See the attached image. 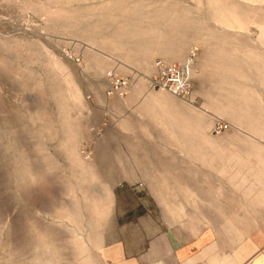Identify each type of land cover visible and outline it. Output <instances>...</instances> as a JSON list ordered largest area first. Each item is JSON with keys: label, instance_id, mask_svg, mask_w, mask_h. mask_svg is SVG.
I'll use <instances>...</instances> for the list:
<instances>
[{"label": "rangeland", "instance_id": "374dc122", "mask_svg": "<svg viewBox=\"0 0 264 264\" xmlns=\"http://www.w3.org/2000/svg\"><path fill=\"white\" fill-rule=\"evenodd\" d=\"M193 52L191 98L108 94L111 68L147 86ZM260 171L264 0H0V264H111L181 215L264 220Z\"/></svg>", "mask_w": 264, "mask_h": 264}, {"label": "crops", "instance_id": "0c3cea01", "mask_svg": "<svg viewBox=\"0 0 264 264\" xmlns=\"http://www.w3.org/2000/svg\"><path fill=\"white\" fill-rule=\"evenodd\" d=\"M113 72L131 77L115 68L107 71V77ZM133 82L130 88H150L149 83L145 86L143 82L133 87ZM260 211L261 208L255 207L248 213L233 214L236 218L232 231L223 227L225 218L201 214L176 216L167 226L145 232L137 245L130 246L127 240L110 246V263L264 264V220Z\"/></svg>", "mask_w": 264, "mask_h": 264}, {"label": "built area", "instance_id": "2783aa9c", "mask_svg": "<svg viewBox=\"0 0 264 264\" xmlns=\"http://www.w3.org/2000/svg\"><path fill=\"white\" fill-rule=\"evenodd\" d=\"M193 52L185 64L158 62V71L149 82L150 88H161L183 97H192V82L190 80V67L193 63ZM80 61V58H77ZM108 94L125 95L132 85L131 79L118 73H111Z\"/></svg>", "mask_w": 264, "mask_h": 264}, {"label": "bare ground", "instance_id": "6f19581e", "mask_svg": "<svg viewBox=\"0 0 264 264\" xmlns=\"http://www.w3.org/2000/svg\"><path fill=\"white\" fill-rule=\"evenodd\" d=\"M140 84V82H139ZM263 161V160H262ZM243 166V165H241ZM254 173V172H253ZM224 174V173H222ZM256 176H257V179H256V183L257 185H261V190L260 192H258V195H257V202L259 204H264V171L263 172H258V173H255ZM241 175V173L239 174ZM187 191V190H185ZM188 192V191H187ZM249 210V209H247ZM180 212H182V209L179 210ZM194 215V214H193ZM192 216V215H191ZM190 218V217H189ZM236 217H232V216H226L225 217V220L224 222H222L223 224V227H225L228 231H232V229L235 227V219ZM196 219V218H194ZM188 220V219H187ZM189 221V220H188ZM177 223V222H176ZM184 223V222H183ZM203 224V223H202ZM218 224V223H217ZM199 226V225H198ZM203 226V225H202ZM194 230V229H193ZM196 230V229H195ZM190 231V230H189ZM200 233V232H199ZM241 235V234H240ZM244 243V242H243ZM218 245V244H217ZM247 245V244H246ZM250 247V245H249ZM233 251V250H232ZM200 252V251H199ZM236 254V253H235ZM185 261V260H184Z\"/></svg>", "mask_w": 264, "mask_h": 264}]
</instances>
